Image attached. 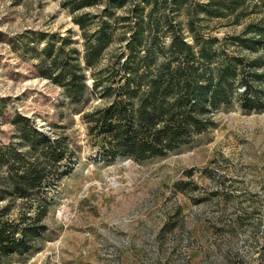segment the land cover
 I'll return each instance as SVG.
<instances>
[{
    "label": "rangeland",
    "instance_id": "obj_1",
    "mask_svg": "<svg viewBox=\"0 0 264 264\" xmlns=\"http://www.w3.org/2000/svg\"><path fill=\"white\" fill-rule=\"evenodd\" d=\"M65 1L0 0V140L17 141L11 122L18 113L42 132L64 133L75 153L44 189L46 232L32 252L4 264H264V107L245 110L237 97L218 111L214 128L166 157L104 160L82 119L102 104L92 79L84 101L71 104L37 74L29 49L33 35L44 33L70 35L82 50ZM104 2L76 15L98 14ZM250 10L241 25L204 22L207 32L238 35L264 17V0Z\"/></svg>",
    "mask_w": 264,
    "mask_h": 264
},
{
    "label": "trees",
    "instance_id": "obj_2",
    "mask_svg": "<svg viewBox=\"0 0 264 264\" xmlns=\"http://www.w3.org/2000/svg\"><path fill=\"white\" fill-rule=\"evenodd\" d=\"M255 1L105 0L98 14L76 15L96 0H68L63 7L75 14L82 50L70 35L44 33L33 35L29 49L37 74L60 86L71 104L84 101L92 79L102 104L82 119L102 158L143 163L214 128L218 111L237 97L245 110L264 107V17L222 39L204 24L241 25L256 12ZM11 123L17 141L0 140V264L35 249L47 229L44 189L75 157L64 133L42 132L18 113Z\"/></svg>",
    "mask_w": 264,
    "mask_h": 264
}]
</instances>
